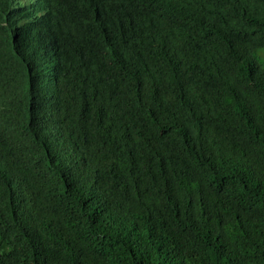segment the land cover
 I'll return each instance as SVG.
<instances>
[{"label":"trees","instance_id":"trees-1","mask_svg":"<svg viewBox=\"0 0 264 264\" xmlns=\"http://www.w3.org/2000/svg\"><path fill=\"white\" fill-rule=\"evenodd\" d=\"M0 264H264V0H0Z\"/></svg>","mask_w":264,"mask_h":264},{"label":"rangeland","instance_id":"rangeland-1","mask_svg":"<svg viewBox=\"0 0 264 264\" xmlns=\"http://www.w3.org/2000/svg\"><path fill=\"white\" fill-rule=\"evenodd\" d=\"M256 60H257L258 63L260 62V59L258 57H256Z\"/></svg>","mask_w":264,"mask_h":264}]
</instances>
